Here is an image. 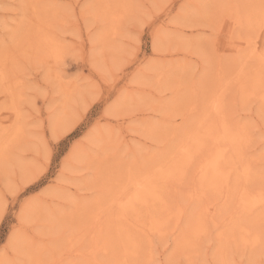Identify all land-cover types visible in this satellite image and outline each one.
I'll use <instances>...</instances> for the list:
<instances>
[{"label":"rangeland","instance_id":"rangeland-1","mask_svg":"<svg viewBox=\"0 0 264 264\" xmlns=\"http://www.w3.org/2000/svg\"><path fill=\"white\" fill-rule=\"evenodd\" d=\"M0 204V264H264V0H0Z\"/></svg>","mask_w":264,"mask_h":264},{"label":"bare ground","instance_id":"bare-ground-1","mask_svg":"<svg viewBox=\"0 0 264 264\" xmlns=\"http://www.w3.org/2000/svg\"><path fill=\"white\" fill-rule=\"evenodd\" d=\"M219 104V102H217V101H215L214 102V107L213 108H216L217 107V105ZM87 105V104H86ZM86 105H84L85 107H86ZM214 111V110H213ZM59 117V116H58ZM80 118V115H78V116H76V117H73L72 119H70V120H68L67 122H65L64 124H62V125H60V124H58L56 121H55V119L56 118H54V119H52V120H50L51 122H50V125H49V129H50V136L51 137H53L54 135L58 138L61 134H63L64 132H67V131H69L71 128H72V126L76 123V121L78 120ZM220 127H222V126H220ZM95 131V130H94ZM85 133V132H84ZM86 138V137H85ZM89 140V139H88ZM78 143V142H77ZM240 143V142H239ZM75 145V144H74ZM78 149H80V148H78ZM75 149H73V151H74ZM78 155V154H77ZM68 156H70V155H68ZM81 157V156H80ZM79 157V158H80ZM211 159V158H210ZM212 159H213V157H212ZM215 159V158H214ZM214 159H213V161H214ZM182 163V162H181ZM215 167H217V166H215ZM205 168V167H204ZM38 172H40V171H37V172H30L31 174H27V175H25L26 177L25 178H29V179H32V178H35L36 176H37V173ZM169 172V171H168ZM180 173V172H179ZM144 181V180H143ZM142 183V182H141ZM140 183V184H141ZM141 186V185H140ZM244 186V185H243ZM143 187V186H142ZM236 189V188H235ZM242 189V188H241ZM240 189V190H241ZM244 189V188H243ZM212 191V190H211ZM241 193H244V191L242 190V192ZM247 193V192H246ZM262 196V195H261ZM250 202H251V200H250ZM214 203V202H213ZM220 204H222V203H220ZM237 206V205H236ZM239 206V205H238ZM241 207V206H240ZM27 208V207H26ZM23 210H24V208H22ZM206 209H208V207L206 206ZM236 209V208H235ZM241 209V208H240ZM205 211V210H204ZM240 211V210H239ZM206 212V211H205ZM213 212V211H212ZM250 213V212H249ZM250 215V214H249ZM21 218V217H20ZM237 218V217H236ZM197 231V230H196ZM244 238V237H243ZM99 264V263H98Z\"/></svg>","mask_w":264,"mask_h":264},{"label":"snow or ice","instance_id":"snow-or-ice-1","mask_svg":"<svg viewBox=\"0 0 264 264\" xmlns=\"http://www.w3.org/2000/svg\"><path fill=\"white\" fill-rule=\"evenodd\" d=\"M148 27H152V25H149ZM152 39H153V46L155 48V44L158 39V34L156 32L153 33ZM56 138L57 137L54 135L53 140L49 144L50 151L52 152L53 155H55L57 147H58V145L55 143ZM10 211L11 209H9L6 205L0 204V216L6 217Z\"/></svg>","mask_w":264,"mask_h":264}]
</instances>
